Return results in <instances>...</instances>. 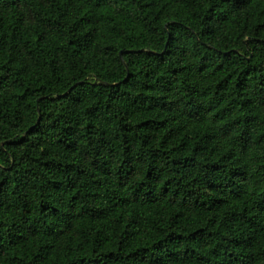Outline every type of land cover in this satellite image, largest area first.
<instances>
[{
	"label": "trees",
	"instance_id": "1",
	"mask_svg": "<svg viewBox=\"0 0 264 264\" xmlns=\"http://www.w3.org/2000/svg\"><path fill=\"white\" fill-rule=\"evenodd\" d=\"M0 264H264V0H0Z\"/></svg>",
	"mask_w": 264,
	"mask_h": 264
}]
</instances>
